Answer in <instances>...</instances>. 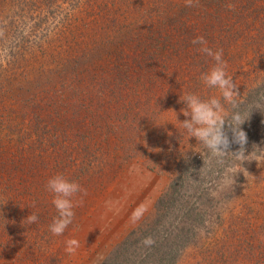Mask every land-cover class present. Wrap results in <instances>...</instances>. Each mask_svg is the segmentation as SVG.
Masks as SVG:
<instances>
[{
  "label": "rangeland",
  "instance_id": "rangeland-1",
  "mask_svg": "<svg viewBox=\"0 0 264 264\" xmlns=\"http://www.w3.org/2000/svg\"><path fill=\"white\" fill-rule=\"evenodd\" d=\"M202 2L0 0V264H101L186 169L176 264H264V137L210 136L260 82L264 0ZM175 11L170 48L148 23Z\"/></svg>",
  "mask_w": 264,
  "mask_h": 264
},
{
  "label": "trees",
  "instance_id": "trees-1",
  "mask_svg": "<svg viewBox=\"0 0 264 264\" xmlns=\"http://www.w3.org/2000/svg\"><path fill=\"white\" fill-rule=\"evenodd\" d=\"M220 2L221 0H217L219 7L222 6ZM201 6L203 12L206 7H213L211 0H203ZM170 15L168 13L161 17L156 16L148 23V31L157 32L159 37H162V44L170 48L180 43L186 44L188 38L184 35L186 24L181 22L176 11L171 17ZM141 31L145 32L142 29ZM179 35L182 36L175 38ZM207 35H201L200 39L204 40ZM207 38L209 39L210 35ZM227 38L228 42H232L231 35ZM200 39L194 41L192 38V44L199 43ZM242 39L245 41L246 37ZM251 39L254 41V38ZM125 65L126 63L121 69L124 70ZM229 113L227 121L217 125L210 134L212 138L227 141L229 147L222 150V158H228L230 152L237 149L245 154L251 149L252 139L255 142L264 137V61L260 82L250 88L241 101L235 102ZM188 172L186 169L172 179L155 204L153 218L131 231L111 250L101 264L177 263L183 250L194 240L197 222L201 220L202 213L201 208L191 197L192 190L196 191V184H200L201 181L198 175Z\"/></svg>",
  "mask_w": 264,
  "mask_h": 264
}]
</instances>
